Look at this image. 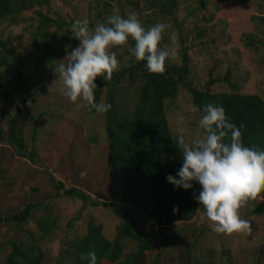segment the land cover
I'll return each instance as SVG.
<instances>
[{"label": "rangeland", "instance_id": "374dc122", "mask_svg": "<svg viewBox=\"0 0 264 264\" xmlns=\"http://www.w3.org/2000/svg\"><path fill=\"white\" fill-rule=\"evenodd\" d=\"M159 1L167 5L172 3L170 10L165 8L162 12L152 0H48V4L40 8L21 12L18 24L1 25L3 42L19 52V58L24 62L20 63L24 90H18L12 74L0 79L3 83L0 111L7 112L5 117L0 116L1 138H6L7 121L23 93L36 88L39 91L26 108L28 119L21 129L27 151L36 154L34 160L19 156L12 147L0 143V264H4L11 242L18 244L28 237L37 240V247L43 253L41 264H58L66 241L85 234L88 221L93 220L109 240L115 237V227L119 224V219L102 205L82 206L63 195L56 196L48 181L51 177L62 182L64 188L70 185L80 188L99 203L107 202L117 189L114 174L107 165L105 113L90 114L85 101L78 98L73 102L57 92L62 81L54 70L63 62L61 59L66 50L71 51L78 44L75 38L73 42L65 40L72 24L64 25L58 31L48 25L45 29L49 40L55 41L51 46L53 50L47 53L42 49L38 53L31 46L33 34L42 23L36 9L65 23L87 18L90 28L105 22L113 12L124 17L136 13L146 28L157 22H168L172 27L164 34L161 44H170L169 33L174 31L180 47L179 55L167 59L166 64L178 68L185 50L187 80L193 88L202 89L212 81V92L258 94L264 98V0ZM54 32L55 37H51ZM130 47V41L113 47L120 61L113 74L124 68H131L132 75L140 71L136 68L137 60L129 52ZM38 55L43 56L44 62L38 64L35 61ZM36 65L37 71H33ZM42 68L46 72L39 77ZM227 72L228 82L222 81ZM128 76L123 75L125 79ZM119 86L117 104L125 102L128 110H132L138 84L128 86L124 80ZM193 108L192 97L183 86H179L176 95L166 101L169 127L176 138L181 134L175 120L179 112L185 117L182 134L186 139H196L199 117ZM199 188L198 185V191ZM35 202L42 207L26 224L14 227L10 221L3 220L19 212L25 204ZM263 202L256 194L246 197L237 207L249 218L250 228L247 231L230 229L223 233L212 230L211 222L203 217L202 206H198L190 221L165 229L164 245L159 243L150 252L148 264H264V250L258 253L264 244ZM44 217L53 219L54 224L52 233L42 240L36 221ZM68 222L72 223L69 225ZM152 235L159 238V233ZM135 247V241L125 240L123 254Z\"/></svg>", "mask_w": 264, "mask_h": 264}, {"label": "trees", "instance_id": "16d2710c", "mask_svg": "<svg viewBox=\"0 0 264 264\" xmlns=\"http://www.w3.org/2000/svg\"><path fill=\"white\" fill-rule=\"evenodd\" d=\"M152 3L158 5L162 12L165 8L169 11L172 6V3L167 5L159 0H152ZM46 4L48 0H0V27L12 22L18 24L21 12ZM36 13L42 23L33 34L31 46L38 53L42 49L48 53L53 50L51 46L55 41L53 38L49 40L45 28L51 24L58 31L62 26L71 25L72 22L65 23L50 18L40 9H36ZM55 35L56 32L51 37ZM67 35L69 37L65 40L73 42L74 38L69 31ZM129 41L134 46V41L130 39ZM184 52L185 50L182 51L181 65L177 68L166 64L163 73H150L143 61H137L136 68L140 71L135 75H132L131 68H124L112 74L110 80H104L102 76L96 78L98 87L95 90V101L100 103L104 98L105 102L111 105L104 115L108 140L107 165L114 174L117 189L111 193L107 202L99 203L80 188L73 185L64 188L62 182L51 177L48 181L54 187L56 196L63 195L81 203L82 206L102 205L119 219V224L115 227V237L109 240L103 236L93 220L88 221L85 234L66 241L65 248L60 251L58 264H87L83 254L89 249L96 252L97 264H148L150 252L157 248L159 243L161 246L164 245L165 229L190 221L196 215L199 203L193 199V194L198 191L199 184L193 182V188L184 190L175 188L165 179L167 174L175 176L181 166L182 152L177 148V138L169 127L165 111L166 101L176 95L179 86L185 87L190 93L198 117L199 109L206 103L222 104L226 115L234 123L238 126L241 123L244 125L241 129L243 141L264 145V98L258 94L212 92L210 89L212 81L207 82L202 89L193 88L187 80L188 67ZM19 56V52L8 48L0 36V79L12 74L18 84V90H24L20 71V63L24 62ZM35 61L38 64L40 61L44 62L43 56L38 55ZM36 69L37 65L32 68L33 71H37ZM40 72L39 77H43L42 73L46 72V69L42 68ZM124 74H129L128 78L125 79ZM228 79L229 72L222 81L228 82ZM124 80L128 86L138 84L132 110H128L125 102L119 104L116 102L117 90ZM262 84L264 89V75ZM0 87H3L2 82ZM38 91L39 88H36L23 93L7 121L6 138L0 137V143L7 144L19 156L31 160H34L36 154L27 151L21 129L28 119L26 108L32 103L33 97L38 96ZM88 111L90 114L96 113L89 107ZM6 115L5 110L0 111L1 117ZM254 194L264 200V188ZM41 207L38 202L27 203L19 212L4 217L3 220L10 221L14 227H19L26 224ZM36 222L42 240L52 233L53 219L44 217ZM71 223L68 222L69 225ZM155 232L159 233V238L152 235ZM125 240L135 241L136 247L124 255ZM36 241L28 237L18 244L11 242L10 252L4 258V264H41L43 253L37 247Z\"/></svg>", "mask_w": 264, "mask_h": 264}, {"label": "clouds", "instance_id": "9594fccd", "mask_svg": "<svg viewBox=\"0 0 264 264\" xmlns=\"http://www.w3.org/2000/svg\"><path fill=\"white\" fill-rule=\"evenodd\" d=\"M171 27L170 23L161 21L146 28L136 13L124 17L113 12L94 28H90L87 18L73 21L70 33L78 44L71 51L66 50L63 62L54 70L62 81L58 94L73 102L80 98L97 113L107 112L110 104L95 101L98 87L95 81L97 76L110 80L118 70L120 61L113 47L125 45L131 38L134 46L129 52L135 59L143 61L148 72L163 73L166 60L179 55L176 32L169 33L170 44H161ZM199 113L196 139L192 140L182 134L185 117L177 112L175 120L181 134L176 144L182 152L181 166L175 176L167 174L165 179L175 188L184 190L193 188V182L199 184L198 194L194 193L193 199L202 206L203 217L211 222L214 232L247 231L249 218L241 214L237 206L264 188V145L243 141L244 125L234 123L222 104L206 103ZM83 257L87 264H97L94 250L89 249Z\"/></svg>", "mask_w": 264, "mask_h": 264}, {"label": "water", "instance_id": "95a60500", "mask_svg": "<svg viewBox=\"0 0 264 264\" xmlns=\"http://www.w3.org/2000/svg\"><path fill=\"white\" fill-rule=\"evenodd\" d=\"M263 250H264V244H262V246H261L260 250L258 251V253H261Z\"/></svg>", "mask_w": 264, "mask_h": 264}]
</instances>
